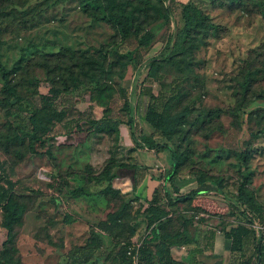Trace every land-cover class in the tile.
Segmentation results:
<instances>
[{
  "label": "rangeland",
  "instance_id": "rangeland-1",
  "mask_svg": "<svg viewBox=\"0 0 264 264\" xmlns=\"http://www.w3.org/2000/svg\"><path fill=\"white\" fill-rule=\"evenodd\" d=\"M124 1L142 4V0ZM229 2L164 0L167 19H154L151 8L137 9L142 30L151 28L156 34L150 47H141L135 36H121L108 22L94 21L83 11L81 0H0L1 59L13 69L10 82L16 86L7 102L0 74V182L11 179L17 198L27 206L13 244L20 264H112L108 256L117 241L130 238L135 249L152 239L145 221L130 209L109 231L99 226L123 200L135 199L130 179L116 180L118 193H71L88 182L90 172L100 173L112 154L117 159L137 156V150L130 153L132 148L122 142V129H130L127 124L120 125L116 137L90 131L85 120L72 133L57 123L53 128L56 137L33 149L30 113L50 86L78 88L57 99L60 109L67 97H73L78 110L90 107V56H106L107 63L114 61L116 52L136 57L129 71L115 65L109 75L114 83L126 87L129 101L132 86L145 83L150 61L162 60L159 86L174 91L170 108L192 106L191 116L170 142L185 153L179 176L187 178L200 171L224 176L226 189L235 191L241 174L248 175V187L264 205V98L256 97L264 89V14L253 5ZM197 9L221 29L218 36L197 33L193 49L182 53L184 30L194 21ZM170 55L183 60L176 66L167 60ZM249 74L252 85L244 91L242 82ZM134 93L131 100L137 105L139 96ZM93 112L100 117L103 108L95 105ZM134 123L138 137L151 131ZM199 195L207 206L181 203V213L173 216L168 229H176L188 217L194 223L217 221V228L223 230L240 222L230 208L222 209L232 201L230 197L205 191ZM68 213L74 216L73 222L65 220ZM7 240L0 202V249L8 245ZM87 243L92 245L90 259L72 262L68 256ZM159 244L152 241L148 248L160 252ZM136 255L138 259V250Z\"/></svg>",
  "mask_w": 264,
  "mask_h": 264
},
{
  "label": "trees",
  "instance_id": "trees-1",
  "mask_svg": "<svg viewBox=\"0 0 264 264\" xmlns=\"http://www.w3.org/2000/svg\"><path fill=\"white\" fill-rule=\"evenodd\" d=\"M141 2V5L137 3L128 5L124 0H81V7L84 12L92 16L94 21H106L119 35L124 37L133 35L137 38L139 46L150 47L156 34L151 28L142 30L136 10L144 11L151 8L154 10V13H151L154 19H167L168 14L163 7L164 0H142ZM229 4H238V6L253 5L264 14V0H230ZM220 29L218 24L210 20L208 14L203 13L202 9H197L194 21L184 30L186 45H183L181 52L186 53L189 48L193 49L197 33L203 35L211 33L214 36H218ZM1 45L2 39L0 37V74L5 82L3 90L8 95L6 101L9 102V95L13 96L15 94L16 86L10 82L13 69L7 67L1 59ZM103 52L105 54V51ZM167 60L177 66L183 59L178 60L176 56L170 55ZM135 61L136 57L131 55L123 56L118 52L115 53L114 61L109 63L106 62V56H90V107L87 110L76 109L72 100L73 97H67L63 103L65 107L60 109L57 99L65 96L63 95L64 93H75L76 87L70 89V87L66 86H50L49 93L42 96V102L36 105L35 109L30 113L29 121L32 125L30 140L32 145H34L33 149H36V145L42 146L56 137L53 133V128L57 123L62 126L64 132L72 133L80 122L85 120L89 123L90 131L114 133L116 137L119 136L120 125L123 123L127 124L131 129V134L137 146L130 149V153L133 150H137L136 148L138 147L145 146L170 149L173 162L169 171L161 176L164 181H168L169 185L163 184L155 188L151 197L138 192L139 186L149 174V167L140 163L135 155L117 159L112 154L109 162L100 173L90 172L88 174V182L71 189V193L87 196L111 192L118 193L120 190L116 187V180L122 178L130 179L132 194L135 199L123 200L119 208L110 211L107 214V218L100 221L99 226L102 230L109 231L112 225L116 224L130 209L146 222L147 229L151 230L152 239L151 241H145L140 247L135 249L131 248L130 238L117 241L114 253L108 256L112 260V264H134L133 255L136 254L137 250V264H201L193 260L188 263L182 262L176 259L172 253V247L182 246L197 239L192 229L194 226L193 217L185 218L176 229H168V223L174 218L173 216L181 213L179 205L181 203L191 205L193 196L198 192V190H192L190 193L184 194L175 184L181 166L184 163L185 153L170 143L178 132L179 127L191 116L192 106L186 104L177 110L170 108V95L174 91H163L159 86L163 77L160 73L163 61L157 58L152 59L149 63L145 83L143 86H132L131 91V97L139 89L140 92L146 94L149 98L145 120L151 131L142 133L141 137H138L135 129V111L131 97L129 101L126 87L117 85L109 77L115 65H120L127 72ZM117 78L121 80V77ZM251 85L252 78L251 74H249L246 76L245 81L242 82L244 91H248ZM256 97L264 98V89L256 93ZM95 105L103 108V114L100 117L94 115ZM216 111V114L221 112L220 109ZM160 136L162 139H158ZM241 177L242 180L237 189L231 191L226 189L224 176H207L202 171L195 175L198 185L205 186L203 190L208 191L211 187H215L218 192L231 198V214L240 218H247L248 211L260 216L264 215L263 203L258 200L256 193L248 187L249 176L241 174ZM59 200V198H56L57 202ZM0 202L3 208V226L8 233V245L0 249V264H20L14 255L13 244H15L16 226L21 223L27 206L17 198L15 183L9 178L0 182ZM135 202H140L139 206ZM65 220L73 222L75 218L68 213ZM253 230V228L242 223L231 225L229 229H224L225 236L233 240L232 249L241 252L242 256H244L245 259L242 264H256L253 258L254 254L247 250L250 245H254L256 252L261 254L262 259L264 258V245L260 241L254 243L256 240ZM132 233H134L133 229ZM155 240H160L166 244L163 252L159 255L148 248V243ZM91 254L92 245L87 243L75 249L68 258H71L72 262H87Z\"/></svg>",
  "mask_w": 264,
  "mask_h": 264
},
{
  "label": "crops",
  "instance_id": "crops-1",
  "mask_svg": "<svg viewBox=\"0 0 264 264\" xmlns=\"http://www.w3.org/2000/svg\"><path fill=\"white\" fill-rule=\"evenodd\" d=\"M134 94L139 96L137 105L134 104L135 120L142 128L145 127L148 129L150 126L146 123L145 118L149 98L146 94L140 92L139 89L137 90V93L135 92ZM147 132L148 131L144 133ZM122 135V142L126 148L136 147V143L131 134V129H122ZM136 152V157L139 159L140 163L149 167V174L144 178V181L139 186L138 192H140L142 195L151 197L155 188L163 184H167V186L169 185L168 181H164L161 176L165 175L171 168L173 162L172 154L168 148H150L147 146L138 147ZM175 184L180 188V191L185 190V194L190 193L192 190H198L197 194L193 196L191 205H203V203H201L202 200L205 201V204H207L206 200L203 199V196H198V193L205 191L203 190L205 186L198 185L195 176L187 178H181L180 176H177ZM205 192L218 191L215 187H211L210 190ZM203 206L206 207L207 205ZM225 208H230V203L227 207H222L223 210ZM262 218H264V215H262ZM240 219L241 220L239 223L245 224L251 228L249 223L250 219L248 217H241ZM215 222L216 223H212L211 220H204L194 223L192 229L197 239L182 246L172 247L173 256L185 263L191 262L193 260L201 264H242L243 260L245 259L244 256H242L241 252L232 249V238L225 236L224 230L217 228V221ZM253 231L255 232V230ZM255 240L256 241H254V243L260 241L256 232ZM157 241L160 243L159 245L161 247V251L155 254L159 255L163 252L166 244L160 240ZM247 250L254 254L253 258L255 263L260 264L262 260L260 256L261 254L256 252L255 246L250 245Z\"/></svg>",
  "mask_w": 264,
  "mask_h": 264
},
{
  "label": "built area",
  "instance_id": "built-area-1",
  "mask_svg": "<svg viewBox=\"0 0 264 264\" xmlns=\"http://www.w3.org/2000/svg\"><path fill=\"white\" fill-rule=\"evenodd\" d=\"M248 216L250 217L249 219V223L251 228H253L255 230V232L257 233L260 242L264 245V218H262V216L248 211ZM134 259H135V263L137 262V255L134 254L133 255ZM260 264H264V258L261 260Z\"/></svg>",
  "mask_w": 264,
  "mask_h": 264
}]
</instances>
